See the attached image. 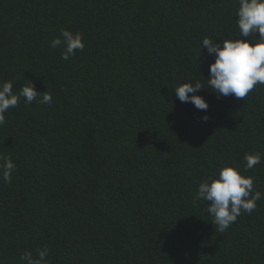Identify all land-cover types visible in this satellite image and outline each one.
<instances>
[{
  "label": "trees",
  "instance_id": "trees-1",
  "mask_svg": "<svg viewBox=\"0 0 264 264\" xmlns=\"http://www.w3.org/2000/svg\"><path fill=\"white\" fill-rule=\"evenodd\" d=\"M238 7L0 0V83L53 97L21 98L0 125V155L16 165L11 183L0 177V264L44 247L49 264H264V198L223 232L195 199L225 166L264 194V85L218 97L201 47L238 36ZM61 29L85 44L67 60L51 45ZM197 80L206 111L174 93ZM245 153L262 157L247 172Z\"/></svg>",
  "mask_w": 264,
  "mask_h": 264
},
{
  "label": "clouds",
  "instance_id": "clouds-1",
  "mask_svg": "<svg viewBox=\"0 0 264 264\" xmlns=\"http://www.w3.org/2000/svg\"><path fill=\"white\" fill-rule=\"evenodd\" d=\"M236 38H224L222 42L205 37L201 47L207 49L209 55L215 56V61L209 66L210 78H206L208 86L219 96L234 95L244 98L257 85H264V0H238ZM257 33L259 34L257 36ZM248 38V39H244ZM53 48L63 45L62 59L74 56L76 51L85 47L83 34L61 29L60 36L51 42ZM12 81L0 83V125L6 122L5 113L16 107L23 98L30 105L33 101L51 104L53 97L47 90L39 92L31 81L14 92ZM205 89L197 80L193 83H183L174 93L181 102H191L199 110H207L208 102L197 95L198 90ZM189 93H192L190 96ZM207 121L208 117H203ZM260 153H245L244 172L261 163ZM16 165L10 157L0 155V177L6 183H11L12 173ZM264 198L254 187V179L245 176L238 167L225 166L215 176H208L198 185L196 200L207 203V213L212 216V223L221 232L225 231L241 215L242 211L251 214L257 207V201ZM49 249H37L38 258L31 252H25L21 260L26 264H49L47 259Z\"/></svg>",
  "mask_w": 264,
  "mask_h": 264
}]
</instances>
